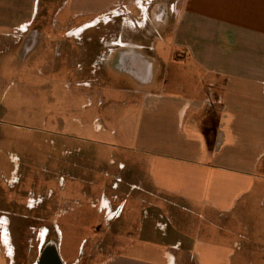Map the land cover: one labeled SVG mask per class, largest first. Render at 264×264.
Returning a JSON list of instances; mask_svg holds the SVG:
<instances>
[{"label":"crops","instance_id":"crops-1","mask_svg":"<svg viewBox=\"0 0 264 264\" xmlns=\"http://www.w3.org/2000/svg\"><path fill=\"white\" fill-rule=\"evenodd\" d=\"M155 1H133L143 28ZM34 3L11 28L28 23ZM166 6L173 21L166 17L159 29H146L148 43L121 36V44L104 50L116 57L111 67L135 85V130L123 126L117 138L130 137L135 146L128 149L140 155L130 161L126 183L146 207L126 233L115 225L102 238L113 247L127 242L126 249L92 264H264V0H169ZM2 18L1 12L6 26ZM103 205L112 214L107 200ZM43 226L60 233L55 221ZM47 233L30 264L44 263ZM6 239L0 238V264H15ZM50 244L55 264L80 263L61 254L56 235Z\"/></svg>","mask_w":264,"mask_h":264},{"label":"rangeland","instance_id":"rangeland-1","mask_svg":"<svg viewBox=\"0 0 264 264\" xmlns=\"http://www.w3.org/2000/svg\"><path fill=\"white\" fill-rule=\"evenodd\" d=\"M133 1L35 0L28 23L11 28L12 20L32 9V0H0L6 23L0 26V195L15 199L20 210L9 212L18 215H36L28 204L42 211L52 200L57 202L53 221L60 233L52 230L51 237L56 235L63 256L77 257L79 264H92L115 248L126 249L127 242L113 247L103 236H110L115 225L126 233L144 218L146 204L135 199L140 192L126 183L130 161L140 155L128 149L135 146L130 137L117 138L123 126L135 130V85L111 67L116 57L104 50L121 36L123 41L148 43L151 36L143 32L159 29L166 17L173 21V14L167 11L169 0H157L143 28L146 20L138 18ZM103 15L108 20L79 40L66 36L69 28ZM161 44L157 41L156 46ZM0 208V238H7L8 255L15 254V264H30L37 240L50 228L27 227L20 216L7 214L12 208L4 201ZM70 221L81 226H63Z\"/></svg>","mask_w":264,"mask_h":264},{"label":"flooded vegetation","instance_id":"flooded-vegetation-1","mask_svg":"<svg viewBox=\"0 0 264 264\" xmlns=\"http://www.w3.org/2000/svg\"><path fill=\"white\" fill-rule=\"evenodd\" d=\"M111 14H112L111 16H113L114 18L119 17L118 13L115 14V13L111 12ZM100 15H102V14H100ZM103 16H96L92 19V22H90V23L87 22V23H85V24L83 23L77 27L69 28L65 33L66 36L69 37V39L71 38V39H78L79 40L80 39L79 37L83 36L87 30H89L90 28H94L95 25H97L100 22H103L104 20H108L107 16H104V17H106V19H104ZM74 31H78V33L74 34ZM119 43L121 44L122 42H121V40L119 41V38H118L117 40H115L114 42H112L109 45L114 46V45H117ZM23 195L25 196V200H26V193H24ZM0 201L1 202L4 201L5 204L9 205L12 208L8 211L6 210L7 214H10V216H20L22 218L20 221H23V222L26 221L27 227H37L39 225L52 226L54 223L53 215L56 214L57 207H58L57 202H55L54 200H52L49 205L45 204L46 208L45 207L42 208V211L40 209L35 210L36 207H34L33 209H30L33 204H28V205L26 204L27 206H29L28 210L33 211L34 212L33 214H36V215H30V216L25 215V214H19L18 215L16 212H9V211H13V210L14 211L20 210L19 207L18 208L16 207L17 203L15 202V199H7L5 197V195L3 196V194H1L0 195ZM26 205L24 204L25 207H26ZM22 209H26V208L22 207ZM3 210H4L3 208H0V212H4ZM110 210H111V212H113L112 209H110ZM3 221L5 222V224H9V222L6 223L5 219ZM5 227H6V225H5ZM51 231H52V228L48 229V233L44 237V242L41 245L43 247L41 250L43 252L42 254H44V256H45V261H44V263L41 261V264H55L53 259H51L52 254H53L52 249H51V244H50V241L53 238V237H51ZM1 236H2V234H1ZM1 241H2V239H1ZM9 242H10V240H9ZM37 244H38V241L36 242L35 249L37 247ZM31 248H34V247L31 246ZM12 254H13V252H12Z\"/></svg>","mask_w":264,"mask_h":264},{"label":"trees","instance_id":"trees-1","mask_svg":"<svg viewBox=\"0 0 264 264\" xmlns=\"http://www.w3.org/2000/svg\"><path fill=\"white\" fill-rule=\"evenodd\" d=\"M210 130L212 131V128H211V127H207V128L205 129V133L207 134Z\"/></svg>","mask_w":264,"mask_h":264},{"label":"water","instance_id":"water-1","mask_svg":"<svg viewBox=\"0 0 264 264\" xmlns=\"http://www.w3.org/2000/svg\"><path fill=\"white\" fill-rule=\"evenodd\" d=\"M51 249H52L53 252H55V247H54V246H53ZM53 254H54V253H53Z\"/></svg>","mask_w":264,"mask_h":264}]
</instances>
